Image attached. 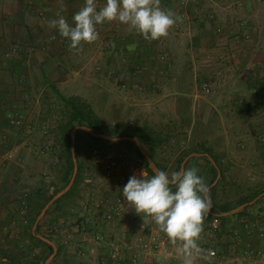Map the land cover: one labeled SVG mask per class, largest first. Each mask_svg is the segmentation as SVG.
I'll use <instances>...</instances> for the list:
<instances>
[{
    "label": "rangeland",
    "instance_id": "obj_1",
    "mask_svg": "<svg viewBox=\"0 0 264 264\" xmlns=\"http://www.w3.org/2000/svg\"><path fill=\"white\" fill-rule=\"evenodd\" d=\"M103 1L106 2L100 0L98 8ZM160 6L171 9L182 20L177 21L167 37L153 41L152 61L162 65L167 62L169 73H182L184 81H188V91L202 101L201 113L212 117V121L216 118L218 124H231L230 147L223 144L227 142L223 138L213 141L214 150L223 159L225 168L214 193V203L219 207L232 206L263 192L264 0H161ZM104 24L98 25L99 38L104 39L105 51L111 54V42L116 35H105L102 32ZM132 88L136 90L139 86L136 84ZM50 94L42 92V109L29 118L17 112L23 116L21 121L9 122L10 133L3 134L5 141L0 143L1 152L23 145L15 156H10L13 159L0 173L3 182L7 176L5 186L9 189L6 196L0 197V202L8 196L11 202V209L6 213L11 226L3 228L6 235L0 242V264H42L49 251L46 245L31 237L34 225L31 226V217L36 202L56 194L64 184L65 141L61 139L59 126L66 109L58 95ZM104 119L105 133L113 135L118 129L116 119L112 116ZM179 141V146L187 145L186 140ZM223 146L231 148L232 152L228 153ZM78 150L76 158L82 166V178L76 192L58 207L51 204L49 213L41 219V231H37L46 237L51 235L48 238L58 247L50 264H107L108 254L113 250L112 239L123 232L129 236V247L121 250L122 264H181L176 248L169 241L159 249L153 243L144 247L142 238L146 234L140 229L142 216L135 212L134 217L98 225L104 219L108 204L116 197L122 198L124 207L129 208L122 188L137 165H144L135 146L128 143L105 145L84 134L79 138ZM166 151L153 155L159 162L170 165L168 173L171 174L178 170L179 162L167 160ZM112 157L119 160L116 173L112 177L104 176V166ZM200 160L194 168L199 169L198 174L208 184L212 174H205L203 166L207 163L205 159ZM86 178L90 181H85ZM245 208V214L232 216L218 233L210 226L212 219L204 220L199 243L204 249L216 250L218 255L212 257L211 264H264V197ZM76 224L80 230L74 227ZM149 226L158 230L151 220ZM68 233L73 234L72 240ZM101 235L102 238H98ZM133 254L137 255L135 262ZM197 264L207 262L198 260Z\"/></svg>",
    "mask_w": 264,
    "mask_h": 264
},
{
    "label": "crops",
    "instance_id": "obj_2",
    "mask_svg": "<svg viewBox=\"0 0 264 264\" xmlns=\"http://www.w3.org/2000/svg\"><path fill=\"white\" fill-rule=\"evenodd\" d=\"M84 3L85 0H0V143L5 141L3 134L10 133L8 113L21 111L29 118L42 109V92L47 91L55 97L59 94L81 96L103 123L104 118L112 116L118 129L149 135L148 153L166 172L170 165L159 162L154 152L167 149L166 159L177 160L179 170L183 163V169H187L194 168L201 158L206 161L205 153H208L220 172H225L223 159L216 153L213 141L220 137L227 141L223 144L229 146L231 124H218L216 118L212 121V117L201 113L202 101L188 91L190 87L182 73L177 75L175 70L169 73L167 62L162 65L152 61L153 41L130 32L127 25L113 22L105 23L102 31L105 35H116L111 42V54L105 51L103 38L83 44L80 50H70V42L56 29L49 28V21L57 18L58 11L72 24L73 15ZM130 45H134V51H129ZM155 69H159L158 72ZM159 72L163 75H158ZM136 84L139 88L135 90L132 87ZM22 126L31 130L29 126ZM179 139L186 140L187 145L179 146ZM21 147L23 145L0 151V158H5L1 161L0 173L13 159L10 156H15ZM203 147L210 152H205ZM229 147L226 151L231 153ZM2 148L0 144V150ZM203 168L209 175L208 163ZM145 169L144 165H137L132 175L140 177ZM6 181L7 176L4 182L0 180V197L6 196L9 190ZM9 201L10 196L0 202V242L6 235L3 228L11 226L6 216L11 209Z\"/></svg>",
    "mask_w": 264,
    "mask_h": 264
},
{
    "label": "clouds",
    "instance_id": "obj_3",
    "mask_svg": "<svg viewBox=\"0 0 264 264\" xmlns=\"http://www.w3.org/2000/svg\"><path fill=\"white\" fill-rule=\"evenodd\" d=\"M161 0H106L98 8L96 0H85L73 15L72 24L58 11L49 28L56 29L66 38L70 50H80L83 44L99 39L98 25L118 22L127 25L130 32L141 35L146 41L167 37L178 20L171 9H163ZM134 45L129 51H134ZM199 169L187 168L169 174L155 170L149 175L142 170L140 177L132 175L122 188L127 206L134 209L145 221L165 234L170 245L176 248L181 264H197L198 260L211 264L214 253L200 245L205 217L212 210L210 187L200 176Z\"/></svg>",
    "mask_w": 264,
    "mask_h": 264
},
{
    "label": "trees",
    "instance_id": "obj_4",
    "mask_svg": "<svg viewBox=\"0 0 264 264\" xmlns=\"http://www.w3.org/2000/svg\"><path fill=\"white\" fill-rule=\"evenodd\" d=\"M59 97L63 101L64 106L66 108V116L59 126L61 139L63 141H65V142H63V150H64V154H65L64 155V157H65V162H64L65 171H64V176H63L64 184L60 188V189H62L63 187H65L68 184V182L70 181L71 176L73 174V171H74V161H73V155H72V140H71V134H70L73 127L76 125H86V126L91 127L92 129H94L96 132H104V133L106 132V129H105V126H104L102 119L95 113L91 104L86 102L81 96L76 95V96L66 97L62 94H59ZM84 134L90 136L94 141H96L98 143L105 144V145L116 146V145H122V144L128 143L130 145L135 146L136 152L139 155L143 164L145 165L148 173L150 175L155 174L152 171V169L149 167L147 158L142 154V152L140 151V149L138 148L137 144L134 141H129V140L111 141V140H107L104 138L96 137L84 129H78L76 131V143H75L76 156L78 154V149H79V138L81 135H84ZM112 134H113V136H137L139 138L140 142L144 145V148L147 150V152H150L151 137L147 134L145 135L144 133H141L139 131L125 132L124 130H120V129H116V131ZM202 149L205 152H210V149H208L206 147H203ZM206 163H208V165L210 166V173L212 174L211 179L208 183V185H209L217 177L218 170H217L216 166L208 158H206ZM157 165H158L159 170L166 171L165 168H163L161 165H159V164H157ZM177 169L179 171V169H180L179 165L177 166ZM81 170H82V166L78 162V171H77V174L75 176V180H74V183H73L71 189L66 194H64L62 197H60L58 200H56L53 203L55 206L58 207L65 199L70 198L74 195V193L76 192V189L78 187V183L82 178V171ZM223 176H224V172H222V177ZM220 181L221 180L219 179L217 184H215L210 189V196H211V202H212L213 207H212L211 212L208 214V216L205 217L206 220H211L215 216H217V218L220 221V224H219V228L215 230L216 233H218V230H220L221 227L225 226L226 222L230 221L232 216H239V215L245 214L247 208L244 207L241 211H239L238 213L232 214V215H221V213H223L225 211H229V210H231V209H233V208H235V207H237V206H239L245 202H248L259 194V193H255V194L247 197L246 199L242 200L241 202L235 203L232 206L225 204V205L219 207L217 204L214 203L213 198H214V193H215L216 187L220 183ZM52 196H53L52 194L49 196H44L43 198H41L40 200H38L36 202L35 212L31 217V226L34 224L38 214L40 213L42 208L48 203V201L52 198ZM49 211L50 210H47L46 214H48ZM41 223H42V221H40L38 226H37L38 232L41 231ZM47 236L51 237V235H49V234H47ZM31 237L33 239H35L37 242L46 245L47 248L49 249L48 254L46 256H44V260L42 263V264H44V261L52 253L53 248L50 244L42 241L33 233H31ZM60 249H61V247L59 246V251H60Z\"/></svg>",
    "mask_w": 264,
    "mask_h": 264
},
{
    "label": "built area",
    "instance_id": "obj_5",
    "mask_svg": "<svg viewBox=\"0 0 264 264\" xmlns=\"http://www.w3.org/2000/svg\"><path fill=\"white\" fill-rule=\"evenodd\" d=\"M97 5L100 4V0H96ZM97 30L99 32V35L101 34L100 29L97 26ZM222 28L219 27V31H221ZM22 114H19L17 112H9L7 115V118L11 124H17L21 121ZM94 153H97V150L94 151ZM3 159V158H2ZM2 159L0 158V164ZM5 158L3 159V161ZM119 160L118 158H111V160L104 166L103 170V175L104 176H109L112 177L116 172L115 169L118 167ZM85 181H90L88 178L85 179ZM107 201V200H106ZM108 202V201H107ZM107 205V204H106ZM128 207V206H127ZM134 209L131 208H126L124 207L123 199L120 197H116L112 202H110L107 206V211L103 215V220L98 222V225H101L102 223L105 222H110V221H115V220H121L125 217L129 218L134 217ZM137 215V214H136ZM142 218V221L140 222V229L146 234V237L142 238L143 242H145L144 247L147 248L148 245H151L153 243L154 247L156 248H161L163 244L168 242V239L165 234L160 233L158 230H153L149 226V220L150 218H146L145 221ZM220 221L215 216L211 222L210 226L213 230H216L219 228ZM74 227H76L78 230H80L79 224H76ZM263 235V233H261ZM103 235L98 236V238H102ZM68 237L72 240L73 234L68 233ZM128 234L126 232L119 234L116 236V238H113L111 245H112V251L110 254H108L107 257V264H122V258H123V253L122 249L128 246ZM207 250V249H206ZM214 255L212 257H215L217 254L216 250L213 248L211 249ZM133 262L136 261V254H133ZM224 264V263H223Z\"/></svg>",
    "mask_w": 264,
    "mask_h": 264
},
{
    "label": "water",
    "instance_id": "obj_6",
    "mask_svg": "<svg viewBox=\"0 0 264 264\" xmlns=\"http://www.w3.org/2000/svg\"><path fill=\"white\" fill-rule=\"evenodd\" d=\"M78 129H84V130H86L87 132H89L90 134H92V135H94L96 137L104 138V139L111 140V141H121V140L134 141L137 144V146L140 149V151L142 152V154L147 158L148 165L152 169V171L155 173V170H159V168L157 167L155 162L152 160V158L150 157V155L147 152V150L140 143V140H139L138 137H136V136H113V135H110V134H107V133H104V132H96L94 129H92L91 127L86 126V125H76V126H74L73 129L70 132L71 140H72V155H73V161H74V171H73V174L71 176V179L68 182V184L65 187H63L62 189H60L56 194H54L52 196V198L48 201V203L42 208L41 212L37 216V218H36V220L34 222V225H33V234L36 235L42 241L47 242L48 244H50L52 246V248H53L52 253L46 259L45 264H50V262L53 260V258L57 254L58 247H57L56 243L53 240H51L50 238L44 236L43 234L38 233L37 232V226H38L39 222L41 221V219L43 218V216L46 214V211L51 206V204H53L56 200H58L60 197H62L64 194H66L71 189V187H72V185L74 183L75 176H76L77 169H78L76 152H75L76 131ZM205 155L208 156V158L212 161V163L218 169L217 177L214 180V182L211 184V186H210V188H211L212 186L217 184V182H218V180L220 178L221 172H220V169L218 168L215 160L208 153H205ZM183 167H184V163L182 164V169H183ZM262 197H264V191L259 193L256 197H254L250 201L245 202V203H243V204H241V205H239V206H237V207H235V208H233V209H231L229 211H225L222 214H224V215H232V214L238 213L245 206L257 202Z\"/></svg>",
    "mask_w": 264,
    "mask_h": 264
}]
</instances>
